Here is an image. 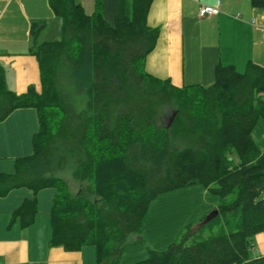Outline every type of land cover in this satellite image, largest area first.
I'll return each mask as SVG.
<instances>
[{"label": "trees", "instance_id": "1", "mask_svg": "<svg viewBox=\"0 0 264 264\" xmlns=\"http://www.w3.org/2000/svg\"><path fill=\"white\" fill-rule=\"evenodd\" d=\"M47 1L62 37L32 51L41 92L10 90L0 64V122L23 108L39 119L33 153L16 159L14 174L0 175V197L54 188L49 247L92 246L97 264H119L154 198L200 185L219 198L213 220L222 216L226 230L202 238V218L133 264H264V256H251L264 232V151L253 138L264 117V67L249 62L238 72L219 64L211 85L179 88L145 69L159 37L147 23L153 0H118L113 23L102 0L91 15L78 0ZM250 2L264 8V0ZM36 212V199L25 200L13 220L26 228Z\"/></svg>", "mask_w": 264, "mask_h": 264}, {"label": "crops", "instance_id": "2", "mask_svg": "<svg viewBox=\"0 0 264 264\" xmlns=\"http://www.w3.org/2000/svg\"><path fill=\"white\" fill-rule=\"evenodd\" d=\"M217 1L221 9L218 15L199 17L200 5ZM78 2L87 15L94 13L96 0ZM102 5L104 19L113 23L118 0H102ZM53 23L61 33V20L47 0H0V64L7 87L16 94H24L30 87L41 92L39 62L32 51L36 43L49 41L42 35L48 34ZM147 23L159 29V37L147 56L145 69L173 86H209L219 64L232 65L238 72H243L249 62L264 67V8L253 7L250 0H153ZM33 26L37 27V38ZM38 129L34 108L17 109L0 122V175L14 174L16 159L33 153V136ZM253 138L257 148L264 151V117L257 120ZM55 195L54 188L34 194L20 187L0 197V264H97L95 247L80 251L49 247ZM32 198L37 203L35 219L23 228L20 218L13 220V216L25 200ZM178 198L184 200L174 201ZM219 202L202 186L188 187L177 197L159 198L148 209L140 234L130 238L119 262L137 263L147 259L150 250L169 247L183 229L205 218ZM258 242L261 251L253 249L256 258L264 256V239L258 238Z\"/></svg>", "mask_w": 264, "mask_h": 264}, {"label": "rangeland", "instance_id": "3", "mask_svg": "<svg viewBox=\"0 0 264 264\" xmlns=\"http://www.w3.org/2000/svg\"><path fill=\"white\" fill-rule=\"evenodd\" d=\"M61 37H62V34L60 33L59 29L57 30V26L54 23L50 24L48 34H46V35L43 34L42 35V39L49 40V41L50 40H60ZM62 176L68 181V184H69V186H70V188H71V190L73 192L78 189L79 184L76 181H74L70 176H68L67 174H63ZM192 186H190L189 188H200V185H192ZM187 188H182V189H177V190H173V191H168L166 193H162V194L158 195L150 203L149 208L151 209L152 206H155L156 200H159V198H163V197H167V196H169V197L170 196H172V197L176 196L177 197L178 194H183V192H185V189H187ZM182 200H184V199L178 198V199H176L174 201H182ZM208 223L209 224L206 223V225L204 224V226L202 227L201 231L199 233H197L202 238H208V237H211V236L219 235L220 233H222V231L226 230V227L224 226V221H223V217L222 216H219L217 219H215L213 221H210ZM184 230L185 229H183L181 231V233L176 238H174V240L170 241L169 244L172 243L175 240L177 241L180 238V236H181V234H182V232ZM258 238L263 240L264 239V232L259 233V234L255 235V237H254L253 245H254V249H256V250L257 249L260 250V248H261V243L258 242ZM167 248H161L158 251H163V250H165ZM251 256H252V258H256L257 255H256V253L254 251H252L251 252ZM122 263H123V261L119 262V264H122Z\"/></svg>", "mask_w": 264, "mask_h": 264}, {"label": "built area", "instance_id": "4", "mask_svg": "<svg viewBox=\"0 0 264 264\" xmlns=\"http://www.w3.org/2000/svg\"><path fill=\"white\" fill-rule=\"evenodd\" d=\"M194 1H198V0H194ZM220 12H221L220 2L217 1L213 5H200L198 14L200 18H207V17L216 16Z\"/></svg>", "mask_w": 264, "mask_h": 264}, {"label": "water", "instance_id": "5", "mask_svg": "<svg viewBox=\"0 0 264 264\" xmlns=\"http://www.w3.org/2000/svg\"><path fill=\"white\" fill-rule=\"evenodd\" d=\"M219 214L218 209L213 210L212 212H210L209 214H207V216L204 218V220L201 222V224H206L210 221H212L214 218H216Z\"/></svg>", "mask_w": 264, "mask_h": 264}]
</instances>
